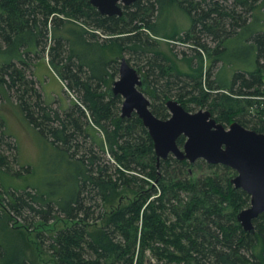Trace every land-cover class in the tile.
I'll use <instances>...</instances> for the list:
<instances>
[{
    "label": "trees",
    "instance_id": "16d2710c",
    "mask_svg": "<svg viewBox=\"0 0 264 264\" xmlns=\"http://www.w3.org/2000/svg\"><path fill=\"white\" fill-rule=\"evenodd\" d=\"M170 7L185 12L191 26L166 36L156 26ZM254 21L264 23V0H136L121 16L101 15L89 0H0V100L14 99L25 121L64 154L73 184L64 193L7 185L6 176L20 178L30 167L18 163L0 117V264H34L25 257V229L59 217L66 227L36 234L57 264H264V212L252 232L242 228L237 214L250 196L231 183L236 171L203 159L157 160L141 119L122 117V97L107 93L122 55H136L157 117L169 116L171 94L186 110L192 103L223 125L236 120L264 133V26L247 38L254 67L226 82L212 72L224 60L225 40ZM160 37L193 48L191 73L156 50ZM42 56L71 94L65 108L46 102L32 77ZM123 189L135 197L126 205L120 197L114 207Z\"/></svg>",
    "mask_w": 264,
    "mask_h": 264
},
{
    "label": "rangeland",
    "instance_id": "374dc122",
    "mask_svg": "<svg viewBox=\"0 0 264 264\" xmlns=\"http://www.w3.org/2000/svg\"><path fill=\"white\" fill-rule=\"evenodd\" d=\"M260 25L264 26V23L260 24L258 21H254L253 24H250L238 36L225 40V49L221 51L224 60L220 65V69L217 63L212 71L216 74V72L220 70L219 76L222 81H230L232 75L237 71H243L255 66L254 47L247 41V38L253 35L254 31L257 30ZM190 26V19L185 12L175 7H170V9L159 18L156 28L165 31L162 35L169 36L175 31L183 30V28L188 29ZM155 40L158 41L156 50L165 54L170 60H173L176 63V70L184 73H191L193 71L198 60L193 48L186 43H181L173 39L160 37ZM205 43L209 48H213L215 45V43L209 39H207ZM145 50L148 55L155 51H150V49ZM122 57L126 58L131 65L139 67L141 69L140 73L144 74L142 62H140L141 60L143 61V59L138 60L136 55L132 57V54L128 53H124ZM46 62L47 57L42 56L34 63L33 68H31L33 72L32 77H35L37 85H39V89L46 102H54L56 105H61L65 108L69 104V96H71V94L65 86H62V80L59 79L48 65V62ZM208 64L209 61L207 58L206 60L203 58L204 70L208 68ZM117 77L118 75L115 79ZM168 99H175L178 101L177 96L171 94L166 98V100ZM187 105L191 106L192 111H197L200 108L206 109L205 107L197 106L192 103ZM0 117L4 119L7 132L12 135V137H7V139L9 142H12V145L16 144L17 146L15 151L18 157V163L30 167V172L20 178L6 176L4 181L7 185L10 184V186L18 187L27 185L38 186L43 191L56 189V191L60 193L66 192L73 184L68 180L69 177L66 176L68 170L66 168L64 154L59 149L54 148L51 144L46 142L41 135L25 121L14 99L0 100ZM212 117L214 118V116ZM233 121L236 120H232L231 122ZM230 123H225L224 126L228 127ZM12 168L15 171L19 170L20 167L18 164H13ZM22 170L23 168L20 169V172H22ZM120 197L122 205H126L135 197V194L123 189L121 195L112 203L114 207L118 204ZM1 200L2 195H0V206H2ZM108 208H112V205L106 206L105 210L108 211ZM67 222L68 221L65 219L59 217L49 223L38 222V224L36 223L35 225V229H25L24 236L28 241V249L25 252L26 259L34 264H57L51 255L40 246L36 234L39 229H42L44 233L52 235L58 229L66 227ZM20 224L19 221L15 223L16 226ZM101 225L102 220L89 225L88 228L93 230Z\"/></svg>",
    "mask_w": 264,
    "mask_h": 264
},
{
    "label": "water",
    "instance_id": "95a60500",
    "mask_svg": "<svg viewBox=\"0 0 264 264\" xmlns=\"http://www.w3.org/2000/svg\"><path fill=\"white\" fill-rule=\"evenodd\" d=\"M136 0H89L101 15L121 16L125 6ZM147 80L139 68L126 58L119 61L118 77L108 88V96L122 97L121 116L136 113L147 129L157 160L172 155L193 164L204 159L211 164H223L236 171L231 179L235 188L250 196V204L237 214V220L246 231L252 232L253 219L264 212V133L241 125L237 121L228 127L211 116L207 109L186 110L175 99L165 101L167 118L157 117L150 109V99L143 89ZM179 136L185 140L180 147Z\"/></svg>",
    "mask_w": 264,
    "mask_h": 264
},
{
    "label": "flooded vegetation",
    "instance_id": "af4514ba",
    "mask_svg": "<svg viewBox=\"0 0 264 264\" xmlns=\"http://www.w3.org/2000/svg\"><path fill=\"white\" fill-rule=\"evenodd\" d=\"M120 61V60H119ZM128 61V60H127ZM118 67H119V65H118ZM139 74H141L140 73V71H139ZM142 75V74H141ZM143 76V75H142ZM144 77V76H143ZM145 78V77H144ZM184 140H185V137H184ZM184 143V142H183ZM183 145V144H182ZM204 160V159H203ZM208 163V162H207ZM209 164H211V163H209Z\"/></svg>",
    "mask_w": 264,
    "mask_h": 264
},
{
    "label": "crops",
    "instance_id": "0c3cea01",
    "mask_svg": "<svg viewBox=\"0 0 264 264\" xmlns=\"http://www.w3.org/2000/svg\"><path fill=\"white\" fill-rule=\"evenodd\" d=\"M46 63H47V62H46ZM47 67H48V66H47ZM49 68H50V67H49ZM49 68H48V70H49ZM61 84H62V86H64L63 83H61Z\"/></svg>",
    "mask_w": 264,
    "mask_h": 264
}]
</instances>
